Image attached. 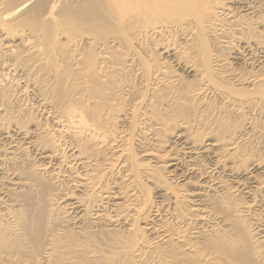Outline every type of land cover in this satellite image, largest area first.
<instances>
[{"label": "bare ground", "instance_id": "6f19581e", "mask_svg": "<svg viewBox=\"0 0 264 264\" xmlns=\"http://www.w3.org/2000/svg\"><path fill=\"white\" fill-rule=\"evenodd\" d=\"M0 264H264V0H0Z\"/></svg>", "mask_w": 264, "mask_h": 264}]
</instances>
